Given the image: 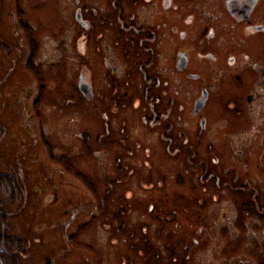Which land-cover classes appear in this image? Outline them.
Returning <instances> with one entry per match:
<instances>
[{
  "label": "flooded vegetation",
  "instance_id": "1",
  "mask_svg": "<svg viewBox=\"0 0 264 264\" xmlns=\"http://www.w3.org/2000/svg\"><path fill=\"white\" fill-rule=\"evenodd\" d=\"M34 1L0 0V71L8 55L2 37L4 16L11 31L19 36L18 50H28L25 66H33L43 38L55 44L56 56L49 63L67 59L76 65L79 77L72 88L56 95L60 105L69 107L59 108V117L67 120L62 123L63 136L56 137L57 144L71 153L60 152L53 157L58 167L76 177L86 192L101 198L103 209L113 197L111 189L118 182V174L103 172V178L94 177L95 185L87 164L85 169L80 167L79 155L87 160L88 155L97 154V145L103 146L100 155L109 156L114 146L117 157L127 160L132 156L137 171L142 124L147 122L159 148L163 146L171 159L182 162L172 182L185 188L182 194L174 190L182 198H173L175 205L169 206L170 194L161 200L168 207L165 219H152L153 224L159 221L158 232L168 231L164 238L174 240L177 229L172 230L171 224L184 220L194 240H200L202 229H208L206 208L216 196L237 209L233 220L236 234L225 248L226 254L247 259L237 264H264V238L247 235L264 231V176L246 169L247 157L264 159V0H58L64 7L66 24L56 27L54 35L41 38L26 14L27 4ZM88 45L93 48L89 50ZM96 58L102 60V73L93 78L94 66L88 64L95 63ZM85 71L92 74L93 85ZM131 93L145 108L144 118L135 112L134 121L126 120L124 98ZM84 99L90 109L78 106ZM35 102L53 109L57 106L41 95ZM85 112L98 117L99 125H72L71 119ZM222 145L227 146L226 151ZM11 173L0 171L1 180L18 178ZM24 180L23 193L26 172ZM118 192L119 210L103 225H113L108 245L112 250L117 230L124 244L113 251L108 248L103 264H142V256L146 258L144 264H186L190 252L185 253L181 240L151 249L147 247L152 245L149 239L141 238L143 224L130 210L141 213V206L150 204L152 210L156 203L140 200V186L134 205L127 203L126 187ZM181 211L184 218L178 217ZM90 251L93 259L85 262L97 264L94 256L98 257V250Z\"/></svg>",
  "mask_w": 264,
  "mask_h": 264
},
{
  "label": "rangeland",
  "instance_id": "2",
  "mask_svg": "<svg viewBox=\"0 0 264 264\" xmlns=\"http://www.w3.org/2000/svg\"><path fill=\"white\" fill-rule=\"evenodd\" d=\"M63 9V4H60L58 0H35L27 4L26 14L34 22L38 38L48 33L54 35L56 27L66 24ZM2 37L8 47V55L0 71V125L2 127L0 129V171L12 172L11 174L18 177V187L2 192L0 211L10 216L8 223L4 224V231L21 239L22 252L17 254L21 264H51L50 261L54 264H81V262L93 264L85 262L87 258L93 259L90 249L98 250V257L94 256V258L99 261L97 264H103L102 258L108 254L107 249L112 250V247L108 245L109 237L113 235V225L108 227L103 223L113 218L119 210L116 206L121 193L118 191L126 187L127 200H129L127 203L134 205L138 201L135 192L139 186L140 200L144 203L151 200L156 203L152 210L150 204L140 205L141 213L135 209L130 210L132 217H136L143 224L140 235L141 238H147L152 243V245L147 244L148 248L161 249L181 240L185 253L190 252V255L185 258L186 264H237L238 260H247L243 256L229 257L225 252V248H229L236 234L233 229V220L237 216V209L227 201H218L216 196L212 197L214 202L206 208L207 220L205 221L208 229H202L203 236L200 240H194L188 223L184 220L176 225L171 224L172 230L177 229L176 233H173L174 240L164 238L168 231L163 234L158 232V220L165 219V210L168 207L163 205L161 200L166 194H170L167 200L169 203L173 198L182 201V198L173 192L178 190L181 192L179 194H182L185 188L182 190L181 186L177 187L172 182V175L182 162H178L173 157L174 160H172L163 146L159 148L149 123L145 124L147 122L142 124L137 171L134 170L132 156L127 160L117 157L114 146L110 147L109 156L100 155L103 146L97 145H95L97 154L88 155L87 160L86 156L84 159L82 155H79L80 167L85 169L87 164L89 176L95 185L97 183L94 177L103 178L101 175L103 172L108 175L118 174V182L116 181L111 189L113 197L101 209L100 207L104 205L101 203V198H95L92 192H86L85 187L75 181L76 177L74 179L60 169L53 158H56V154L60 152L71 154L67 147L61 148L57 144L56 137L63 136L62 123L67 120L59 117V111H61L59 108L69 109V107L60 105L56 95L62 89L72 88L74 80L79 77L76 65L67 59L49 63L56 56L55 44L51 42V39L43 38L36 59H32L33 66L31 68L25 66L28 50L27 48L26 52L18 50L19 36L11 31L10 23L5 16L2 20ZM92 48L93 46L88 45L89 50ZM35 60L42 61L44 64L37 63ZM101 63L102 60L96 58L95 63L88 64L94 66L93 78L101 76ZM85 73L91 83L92 74L88 71ZM36 74H39L41 80H38ZM40 95L51 98L57 106L53 109L49 105L35 102ZM96 99L95 97L94 100ZM124 99L126 120L134 121L135 112H138L139 116L141 114L142 118L146 116L145 108L139 104L134 93ZM89 104L88 100L84 99L78 106L81 108L80 105H83L84 109H90ZM29 105H38L39 108H29ZM71 120H73L72 125L82 127L92 123L95 126L99 125L98 117L86 112L80 116H74ZM65 135L69 136L71 133L67 131ZM222 146L221 149L226 151L227 146ZM246 160V169L251 170L252 174L256 172V175L264 176L262 157L255 159L249 156ZM25 172L26 192L23 193L21 187H24ZM227 196L230 198L228 194ZM87 200L89 202H86ZM173 205L175 201L169 206ZM159 206L163 208L160 210ZM223 212L227 214L225 217L222 215ZM184 215L181 211L178 217L184 218ZM155 217L158 218L157 224L152 223ZM113 222L116 223L115 220ZM116 233L118 235L117 240L112 244L113 250L121 248L124 244L120 230ZM247 235L264 238V231L258 233L251 231L247 232ZM3 253L1 252L0 256ZM83 254L86 256L81 257ZM132 256L136 257L135 249L132 250ZM144 260L146 258L142 256V264Z\"/></svg>",
  "mask_w": 264,
  "mask_h": 264
},
{
  "label": "trees",
  "instance_id": "3",
  "mask_svg": "<svg viewBox=\"0 0 264 264\" xmlns=\"http://www.w3.org/2000/svg\"><path fill=\"white\" fill-rule=\"evenodd\" d=\"M4 179L5 182L0 178V195L6 188L8 190H14L18 187L16 178L4 177ZM7 217L8 215L6 213L0 211V253L4 252L0 256V264H21L17 258V254L22 252L21 239L13 235H7L6 231H4V224L6 223Z\"/></svg>",
  "mask_w": 264,
  "mask_h": 264
},
{
  "label": "water",
  "instance_id": "4",
  "mask_svg": "<svg viewBox=\"0 0 264 264\" xmlns=\"http://www.w3.org/2000/svg\"><path fill=\"white\" fill-rule=\"evenodd\" d=\"M81 88L86 91V86L85 85H82Z\"/></svg>",
  "mask_w": 264,
  "mask_h": 264
}]
</instances>
